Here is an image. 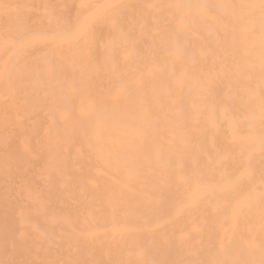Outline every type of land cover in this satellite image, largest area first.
Listing matches in <instances>:
<instances>
[{
	"label": "rangeland",
	"instance_id": "374dc122",
	"mask_svg": "<svg viewBox=\"0 0 264 264\" xmlns=\"http://www.w3.org/2000/svg\"><path fill=\"white\" fill-rule=\"evenodd\" d=\"M0 264H264V0H0Z\"/></svg>",
	"mask_w": 264,
	"mask_h": 264
},
{
	"label": "bare ground",
	"instance_id": "6f19581e",
	"mask_svg": "<svg viewBox=\"0 0 264 264\" xmlns=\"http://www.w3.org/2000/svg\"><path fill=\"white\" fill-rule=\"evenodd\" d=\"M243 173H248L250 175L249 171H245ZM237 177L238 176H228L227 175L224 182H223V188H225L227 190L230 189L231 191H233L234 189H237V185H238V184H236V178ZM248 179H249V176H248ZM228 187H230V188H228ZM197 191L202 192L203 190L201 188H197Z\"/></svg>",
	"mask_w": 264,
	"mask_h": 264
}]
</instances>
